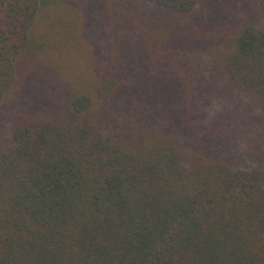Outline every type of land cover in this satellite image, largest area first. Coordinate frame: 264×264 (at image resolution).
I'll list each match as a JSON object with an SVG mask.
<instances>
[{
  "label": "trees",
  "instance_id": "trees-1",
  "mask_svg": "<svg viewBox=\"0 0 264 264\" xmlns=\"http://www.w3.org/2000/svg\"><path fill=\"white\" fill-rule=\"evenodd\" d=\"M258 16L0 0V264H264V163L227 154L264 145ZM228 93L261 123L224 117Z\"/></svg>",
  "mask_w": 264,
  "mask_h": 264
},
{
  "label": "rangeland",
  "instance_id": "rangeland-1",
  "mask_svg": "<svg viewBox=\"0 0 264 264\" xmlns=\"http://www.w3.org/2000/svg\"><path fill=\"white\" fill-rule=\"evenodd\" d=\"M232 4H234L236 6V8L242 9V8H246L248 10H256V12L260 15L258 16V19H255L257 22V26L264 30V0H229ZM60 8L57 7L55 9V11L59 10ZM110 53H108L109 55ZM215 103H218L222 109L224 110V117L230 115L231 118L234 117L235 122L234 123H261L260 119L258 118V109L255 105L256 98L253 95L250 96H245V95H235V94H227V95H222V96H218L216 95V97L213 100ZM221 113H223L222 109ZM207 121H211L215 124L218 123V121L220 122L221 120L218 119V117L210 115L207 119ZM251 133H255L253 132L251 129H248ZM235 134V133H234ZM251 137H253V135H250ZM257 138V137H254ZM237 142H234L233 144H230V147H228L227 149V154L229 156H231L234 159H238L237 162L249 159L251 157V154H255L258 157L262 158V161L264 163V145L261 148H251L250 146L246 149L247 146V142H253V139H248L245 140L241 137V135L239 136V139L236 140ZM255 143V142H253ZM240 144L239 147H245L246 149V153H239V155L233 151L237 148V145ZM250 152V153H249ZM261 167L264 168V164L261 163Z\"/></svg>",
  "mask_w": 264,
  "mask_h": 264
}]
</instances>
